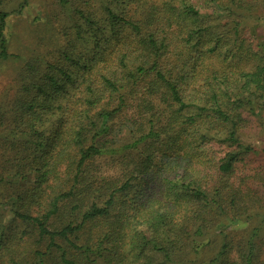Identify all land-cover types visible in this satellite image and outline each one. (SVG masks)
Listing matches in <instances>:
<instances>
[{
  "label": "trees",
  "instance_id": "1",
  "mask_svg": "<svg viewBox=\"0 0 264 264\" xmlns=\"http://www.w3.org/2000/svg\"><path fill=\"white\" fill-rule=\"evenodd\" d=\"M54 4L0 104V264H264V0Z\"/></svg>",
  "mask_w": 264,
  "mask_h": 264
},
{
  "label": "rangeland",
  "instance_id": "2",
  "mask_svg": "<svg viewBox=\"0 0 264 264\" xmlns=\"http://www.w3.org/2000/svg\"><path fill=\"white\" fill-rule=\"evenodd\" d=\"M55 11L54 0H29L25 8L20 11V14L12 15L9 18V52L13 57L4 61L0 66V104L14 92L15 78L23 64V60L31 53L35 45L38 44L37 33L41 28L43 30V27L47 23L46 20H53L50 18ZM55 21H51L53 24L51 27H56L57 23ZM261 34L264 35V29L261 31ZM259 137L258 132L254 131L250 135H246L245 140L249 143L253 142L255 147L260 150L263 145L262 141L258 139ZM261 162H264L261 158H253L250 160L249 163L251 164H248V168L251 171L256 170ZM1 207L3 212L1 216H4L3 223L4 225H8L11 222V218L13 219V215L8 212L7 206Z\"/></svg>",
  "mask_w": 264,
  "mask_h": 264
}]
</instances>
